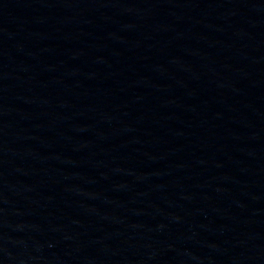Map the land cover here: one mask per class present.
<instances>
[{
	"label": "water",
	"instance_id": "obj_1",
	"mask_svg": "<svg viewBox=\"0 0 264 264\" xmlns=\"http://www.w3.org/2000/svg\"><path fill=\"white\" fill-rule=\"evenodd\" d=\"M0 264H264V0H0Z\"/></svg>",
	"mask_w": 264,
	"mask_h": 264
}]
</instances>
